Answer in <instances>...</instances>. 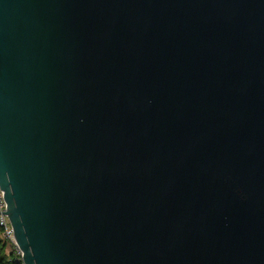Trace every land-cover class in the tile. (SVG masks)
<instances>
[{"label": "water", "instance_id": "water-1", "mask_svg": "<svg viewBox=\"0 0 264 264\" xmlns=\"http://www.w3.org/2000/svg\"><path fill=\"white\" fill-rule=\"evenodd\" d=\"M0 189L24 264H264V0H0Z\"/></svg>", "mask_w": 264, "mask_h": 264}, {"label": "built area", "instance_id": "built-area-1", "mask_svg": "<svg viewBox=\"0 0 264 264\" xmlns=\"http://www.w3.org/2000/svg\"><path fill=\"white\" fill-rule=\"evenodd\" d=\"M6 208L7 206H6L4 197H3V192L0 189V229H1L0 234H1L2 239L10 247L13 259L17 260L19 264H24L22 261L23 253L16 244L14 234H13V229L11 227L9 219L5 215Z\"/></svg>", "mask_w": 264, "mask_h": 264}, {"label": "trees", "instance_id": "trees-1", "mask_svg": "<svg viewBox=\"0 0 264 264\" xmlns=\"http://www.w3.org/2000/svg\"><path fill=\"white\" fill-rule=\"evenodd\" d=\"M1 233V229H0ZM0 264H19V262L12 257V252L7 243L2 239L0 234Z\"/></svg>", "mask_w": 264, "mask_h": 264}]
</instances>
